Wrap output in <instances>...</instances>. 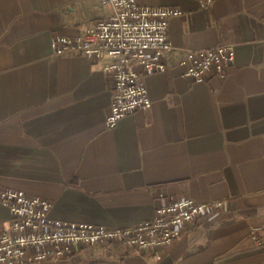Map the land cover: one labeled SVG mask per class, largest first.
I'll return each instance as SVG.
<instances>
[{
  "label": "crops",
  "instance_id": "crops-1",
  "mask_svg": "<svg viewBox=\"0 0 264 264\" xmlns=\"http://www.w3.org/2000/svg\"><path fill=\"white\" fill-rule=\"evenodd\" d=\"M170 6L164 72L145 75L151 105L105 126L104 60L51 56L111 12L97 0H0V189L51 203L48 216L106 227L151 219L170 197L221 207L172 244L138 255L121 241L76 246L39 264H264V0H136ZM234 44L223 80L194 81L187 49ZM0 222L9 223L0 202Z\"/></svg>",
  "mask_w": 264,
  "mask_h": 264
},
{
  "label": "built area",
  "instance_id": "built-area-1",
  "mask_svg": "<svg viewBox=\"0 0 264 264\" xmlns=\"http://www.w3.org/2000/svg\"><path fill=\"white\" fill-rule=\"evenodd\" d=\"M112 12L90 28L75 35L56 34L50 39L51 56L83 55L104 60L103 71L111 80V102L105 126L151 105L143 77L164 72L172 46L168 40V19L179 15L178 8L140 5L136 0H97ZM211 0H204L209 3ZM234 44H216L187 49L178 59L183 75L194 81L223 80L234 63ZM0 202L8 208L9 223L0 222V264H39L62 259L76 246H92L121 241L138 255L169 246L184 225L195 223L203 214L222 206V201L197 202L188 197H170L156 206L151 219L126 227H106L91 223L53 219L51 203L22 190L0 189ZM252 236L256 243L264 236Z\"/></svg>",
  "mask_w": 264,
  "mask_h": 264
}]
</instances>
